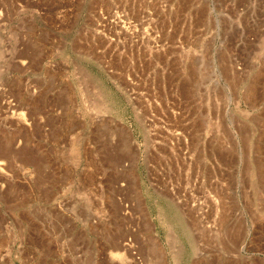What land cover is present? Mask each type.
Returning a JSON list of instances; mask_svg holds the SVG:
<instances>
[{
	"label": "rangeland",
	"instance_id": "obj_1",
	"mask_svg": "<svg viewBox=\"0 0 264 264\" xmlns=\"http://www.w3.org/2000/svg\"><path fill=\"white\" fill-rule=\"evenodd\" d=\"M0 264H264V0H0Z\"/></svg>",
	"mask_w": 264,
	"mask_h": 264
},
{
	"label": "bare ground",
	"instance_id": "obj_2",
	"mask_svg": "<svg viewBox=\"0 0 264 264\" xmlns=\"http://www.w3.org/2000/svg\"><path fill=\"white\" fill-rule=\"evenodd\" d=\"M215 201H216V200H215ZM194 205H196V204H194ZM215 206H216V205H215ZM216 207H217V206H216ZM201 210H202V209H201ZM201 212H202V211H201ZM198 215H199V214H198ZM221 223H222V222H221ZM222 225H223V224H222ZM226 226H227V225H226ZM151 227H152V226H151ZM221 227H222V226H221ZM151 231H152V230H151ZM153 231H154V230H153ZM150 233H152V232H150ZM150 237H151V235H150ZM156 239H158V238H156ZM150 240H151V239H150ZM151 242H152V241H151ZM130 243H131V242H130ZM152 243H153V242H152ZM159 243H160V242H159ZM160 244H161V243H160ZM160 244H159V245H160ZM127 245H128V244H127ZM153 245H154V244H153ZM155 245H156V244H155ZM155 245H154V246H155ZM161 245H162V244H161ZM124 246H125V245H124ZM151 246H152V245H151ZM129 247H130V246H129ZM155 247H156V246H155ZM159 247H160V246H159ZM114 248H115V247H114ZM149 249H150V248H149ZM163 251H164V250H163ZM158 252H159V251H158ZM164 253H165V252H164ZM164 253H163V254H164ZM161 254H162V253H161ZM163 254H162V255H163ZM158 256H159V255H157V257H158ZM160 258H161V256H160ZM162 260H163V259L161 258V261H162Z\"/></svg>",
	"mask_w": 264,
	"mask_h": 264
}]
</instances>
